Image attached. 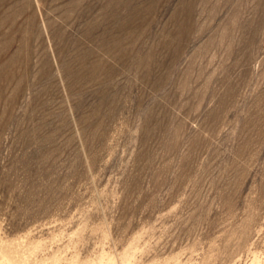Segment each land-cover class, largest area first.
<instances>
[{"label":"rangeland","instance_id":"rangeland-1","mask_svg":"<svg viewBox=\"0 0 264 264\" xmlns=\"http://www.w3.org/2000/svg\"><path fill=\"white\" fill-rule=\"evenodd\" d=\"M0 264H264V0H0Z\"/></svg>","mask_w":264,"mask_h":264}]
</instances>
